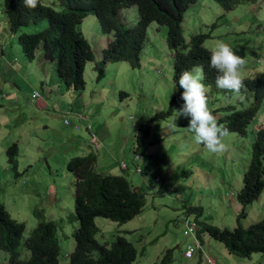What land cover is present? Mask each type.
<instances>
[{
	"label": "rangeland",
	"instance_id": "1",
	"mask_svg": "<svg viewBox=\"0 0 264 264\" xmlns=\"http://www.w3.org/2000/svg\"><path fill=\"white\" fill-rule=\"evenodd\" d=\"M41 1L64 9L59 0ZM118 18L125 25L134 24L138 18L136 5L120 8ZM44 25L42 20L11 31L0 0V202L25 225L17 246L19 257L29 255L24 240L38 220L51 219L59 241L58 264H67L68 253L75 245L73 231L78 220L73 217L75 178L66 163L92 147L97 171L122 174L143 194L142 210L125 222L101 215L94 218L98 227L95 237L100 242L110 244L117 234L133 242L137 253L132 264H154L167 248H172L168 264H264L263 252L237 255L228 251L221 240L201 230L202 222L233 228L242 209L245 214L239 222L243 226L264 218V186L246 205L237 198L255 130L264 124V98L245 133L230 131L224 138L228 146L225 152L211 153L196 144L194 133L186 129L190 118H178L175 110L151 120L149 131L138 146L133 140L138 125L155 111L166 109L175 89L173 51L166 42L167 25L156 21L148 24L140 66L111 60L105 64L103 77L97 79L94 65L112 32L102 31L95 14L85 15L78 27L89 41L94 58L84 65L83 90L72 97L81 99L85 95L89 105L85 110L84 105H75L72 100L73 110L68 112L54 105L57 98L64 99L60 93L65 85L58 84L59 92L56 85L48 91L51 76H56L55 60H40V52L27 58L17 41L19 31L32 32ZM181 29L187 45L191 34L204 32L208 35L203 45L211 50L221 42L236 46L246 57L242 77L255 76L264 69V0H232L227 7L215 0H195L183 13ZM44 63L49 79L42 83L37 73L43 71ZM33 90H38L41 98L50 97L45 106L32 100ZM208 96L219 124L229 112L225 105L243 108L253 101L251 90L245 86L237 94L211 85ZM180 102L184 103L181 97ZM98 124L106 127H97ZM67 127L82 142L62 143L68 135ZM12 142L18 146L16 167L5 152ZM67 151L74 154L68 156ZM135 151L142 155L139 170L135 168ZM119 161L128 166L123 168ZM192 220L196 221L193 232L201 239L203 251L184 257L183 248L193 238L187 231ZM205 253L212 262L207 261ZM93 254L97 255V251ZM8 258L9 252L0 249V264H16L9 263Z\"/></svg>",
	"mask_w": 264,
	"mask_h": 264
},
{
	"label": "trees",
	"instance_id": "2",
	"mask_svg": "<svg viewBox=\"0 0 264 264\" xmlns=\"http://www.w3.org/2000/svg\"><path fill=\"white\" fill-rule=\"evenodd\" d=\"M64 9H55L50 3L38 0L35 9L24 6L23 0H3L4 12L9 28L17 32L21 26L37 24L45 20V25L35 31H19L17 41L27 58L35 57L40 48V60H55V72L66 86L82 90L83 76L87 60L94 58L89 41L78 27V23L88 13L98 17L104 32H112V38L102 49V55L95 62L96 78L104 75V67L111 60H126L132 67L140 66V52L146 38V29L151 21L167 25L166 42L173 51L172 80L175 91L166 109L155 111L146 122L140 123L135 140L141 143L149 131V122L165 117L183 105L180 102L182 90L178 85L179 75L194 65L203 67L206 85H216L217 71L210 68L211 49L203 45L204 32L193 33L189 45L186 44L181 20L188 5L195 0H59ZM223 7L232 0H215ZM249 1V0H247ZM135 4L137 21L125 25L118 18L122 7ZM231 48L238 55L236 46ZM244 86L251 90L253 101L247 107L235 108L225 105L229 112L221 119L229 131L245 133L246 125L256 114L264 98V69L255 76L242 77ZM123 94V92H121ZM7 159L16 167L18 146L10 143L6 149ZM96 153L92 150L82 155L72 156L66 168L74 175V215L78 225L73 231L74 248L68 253L67 264H132L136 257V247L122 234H117L110 244L100 242L95 234L98 227L95 216L101 215L118 222H125L143 208V194L122 174L97 171L93 163ZM264 186V124L255 130L251 146V156L243 173L242 186L237 192L243 204L258 196ZM199 211V208L196 209ZM242 209L233 228L202 222L201 230L211 237L221 240L228 251L247 256L254 251L264 253V218L243 226L239 220L244 216ZM23 221L13 218L4 204L0 202V249L9 252V263L16 264H58L59 241L56 224L51 219H40L24 240L29 250L26 258L19 257L17 246L24 231ZM97 251V255L93 254ZM172 258V248H167L160 260L154 264H168Z\"/></svg>",
	"mask_w": 264,
	"mask_h": 264
},
{
	"label": "clouds",
	"instance_id": "3",
	"mask_svg": "<svg viewBox=\"0 0 264 264\" xmlns=\"http://www.w3.org/2000/svg\"><path fill=\"white\" fill-rule=\"evenodd\" d=\"M23 4L29 9H35L38 6V0H23ZM245 66L246 57L238 55L231 46L226 43H219L216 48L211 51L209 67L216 70L218 73L215 83L219 89L239 94L244 86L242 70ZM204 80L205 73L203 67L199 65L192 66L189 70H185L179 75L178 85L183 89L180 97L184 103L180 109L175 111L179 114L178 118L180 116L190 118L186 129L194 133V142L196 144L203 145L211 153H222L227 151L228 146L224 138L230 135V131L225 125L219 124L216 116L213 114V109L209 105V86L203 83ZM40 95L39 92V96ZM31 97L32 100L36 99L32 94ZM88 126L90 127L89 123L85 125L87 129L89 128ZM92 133L93 132H91V136ZM135 155L139 157L136 158ZM134 158L136 160L135 168L137 169V166H140L139 159L142 158V155L135 151ZM122 162L124 161H119L120 166H122ZM127 166L126 164V167ZM155 178H157V176ZM192 221H194L196 225V221ZM192 235L200 245L193 249L191 255L185 254L184 251L187 244L193 243L192 238L183 248L182 255L184 257H191L195 251H203L202 241L199 236H195L194 232ZM205 255L207 261L212 262V258L207 255V253H205Z\"/></svg>",
	"mask_w": 264,
	"mask_h": 264
},
{
	"label": "crops",
	"instance_id": "4",
	"mask_svg": "<svg viewBox=\"0 0 264 264\" xmlns=\"http://www.w3.org/2000/svg\"><path fill=\"white\" fill-rule=\"evenodd\" d=\"M40 52V48H38L37 50H36V54L37 53H39ZM102 55V51H101V53H100V56ZM47 60V59H46ZM38 65H40L41 64V62L40 61H37L36 62ZM132 67V66H131ZM43 71L42 72H39V73H37L38 74V76H39V80L43 83V82H45V80L46 79H49L48 78V75L45 73V63L43 64ZM50 81H51V84L52 85H50V87H48V91H50L51 90V88H53V85H56V87H57V91L59 92L60 90H61V88H60V86L58 85V84H62V82H61V80L58 78V76L56 75V76H51V78H50ZM63 91L60 93V95H62L63 97H64V99H62L61 100V98H57V102L56 103H54V105L55 104H57L58 105V108L61 110V111H63V112H68V111H72L73 110V107H72V100H73V102H74V104L75 105H79V106H83L84 105V107H85V110L87 109L86 107H88V105H89V103H87L86 102V96L84 95V96H82L81 97V99L79 98H77V97H72V95H74L75 93H77V92H79L78 91V89H74V88H70V87H66L65 86V88L64 89H62ZM83 90V89H82ZM33 92V91H32ZM80 93H85V92H83V91H80ZM32 94V93H31ZM98 95V94H97ZM45 96V95H44ZM37 99L36 100H34V102H36L37 104H39V105H42V106H45L46 105V103H45V100L48 98V99H50V97L49 96H45V98H41V95L40 96H38V97H36ZM39 100H42V101H39ZM75 113H77V112H74V114ZM101 127V126H103V127H106V125H101V124H98L97 125V127ZM72 129V128H71ZM71 129L70 128H68L67 127V129H66V131H67V138H66V140L64 139V140H62L61 142L62 143H64V142H66L67 144H69V145H71V144H75V143H77V142H79V141H81V139H77V136H74L73 134H72V132L73 131H71ZM73 130V129H72ZM135 135H136V131H135V133H134V136H133V140H135ZM82 142V141H81ZM85 142H83V144H84ZM89 146H90V144H89ZM90 150H93V148L92 147H90V149H89V151ZM70 151V150H69ZM69 151H67L68 153L67 154H69L68 156H71L72 154H74L73 152H69ZM94 151V150H93Z\"/></svg>",
	"mask_w": 264,
	"mask_h": 264
},
{
	"label": "built area",
	"instance_id": "5",
	"mask_svg": "<svg viewBox=\"0 0 264 264\" xmlns=\"http://www.w3.org/2000/svg\"><path fill=\"white\" fill-rule=\"evenodd\" d=\"M32 96L33 97L39 96V92L37 90H34L33 93H32ZM92 135H93V133H92ZM135 157L138 158L139 156L138 155H135ZM121 165L122 166H126V164L124 162H122ZM137 169L139 170V167L138 166H137ZM194 226H195V222L194 221H191V223L188 224L187 231H189L190 233L193 234ZM199 245H200L199 242L195 238H193V243L187 244V247H186L184 253L187 254V255H191L193 249L195 247H199Z\"/></svg>",
	"mask_w": 264,
	"mask_h": 264
}]
</instances>
